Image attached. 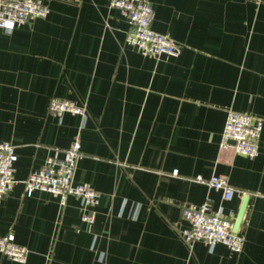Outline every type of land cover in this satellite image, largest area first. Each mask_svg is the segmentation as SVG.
Returning a JSON list of instances; mask_svg holds the SVG:
<instances>
[{"label": "crops", "instance_id": "obj_1", "mask_svg": "<svg viewBox=\"0 0 264 264\" xmlns=\"http://www.w3.org/2000/svg\"><path fill=\"white\" fill-rule=\"evenodd\" d=\"M147 1L177 56L126 45L129 25L108 0H49L45 18L0 29V143L16 155L0 236L27 249L24 264H264V0ZM51 99L85 106L84 128L50 115ZM230 110L263 121L253 159L220 149ZM76 139L74 183L99 193L91 227L76 197L61 207L24 194L29 174ZM212 176L233 188L229 200L195 181ZM245 199L241 253L179 237L183 207L208 202L234 224Z\"/></svg>", "mask_w": 264, "mask_h": 264}, {"label": "built area", "instance_id": "obj_2", "mask_svg": "<svg viewBox=\"0 0 264 264\" xmlns=\"http://www.w3.org/2000/svg\"><path fill=\"white\" fill-rule=\"evenodd\" d=\"M49 0H0V29L11 32L16 26L30 22L36 18H45L50 12ZM70 1V0H61ZM111 8H116L126 19L129 30L125 36V44L135 48L143 55L153 57L177 56L178 45L168 35L151 29L153 9L147 0H108ZM49 113L61 120L63 115L72 114L80 117L84 128L87 121L85 106L76 105L68 100L51 99ZM263 121L252 115L228 111L225 126L221 134L220 149H231L235 154L253 159L258 154V143ZM15 147L10 143H0V198L13 189V165L16 161ZM82 158L78 139L63 151V158L48 157L43 166L29 174L23 182L24 194L30 197L34 192L48 193L59 198L61 207L67 197H76L80 201L81 220L91 227L95 223V208L99 201V193L87 184H75L74 176L79 160ZM172 176H177L173 171ZM196 182L220 191L224 200L233 195V188L226 179L212 176L205 180L197 177ZM182 218L187 227L179 230L181 240L190 245L202 242L210 249L217 244L223 245L231 253H241L244 238L233 233V223L221 211H212L210 204L201 206L187 205L182 208ZM0 254L7 259L24 264L28 251L14 241V236H0Z\"/></svg>", "mask_w": 264, "mask_h": 264}, {"label": "water", "instance_id": "obj_3", "mask_svg": "<svg viewBox=\"0 0 264 264\" xmlns=\"http://www.w3.org/2000/svg\"><path fill=\"white\" fill-rule=\"evenodd\" d=\"M246 204H247V199H245L243 201V204H242L241 209H240V211L238 213V216H237V218H236V220H235V222L233 224V233L237 234L238 231H239V227L241 225V221H242L243 214H244V211H245V208H246Z\"/></svg>", "mask_w": 264, "mask_h": 264}]
</instances>
